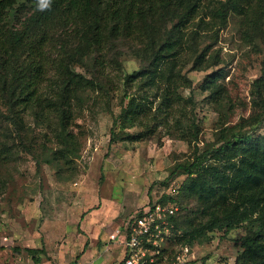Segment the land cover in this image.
I'll return each mask as SVG.
<instances>
[{
    "label": "trees",
    "instance_id": "obj_1",
    "mask_svg": "<svg viewBox=\"0 0 264 264\" xmlns=\"http://www.w3.org/2000/svg\"><path fill=\"white\" fill-rule=\"evenodd\" d=\"M206 1L220 26L225 27L230 16L240 17L251 24L243 33L247 42L258 39L264 0H52L44 11L38 9L37 0H0V168L18 148L58 175L73 171L81 149L80 137L73 131L75 119L88 104L89 94L95 95L89 100L97 98L110 110L116 83L106 69L120 66L123 54L140 61L137 70L120 79L116 75L125 89L136 87L135 94L139 88L154 86L163 60L173 62L184 51L190 70L208 69L212 64L203 61L205 49L199 50V33L183 31ZM30 8L34 11L27 15ZM78 65L86 68L84 73L75 70ZM174 67L166 79L173 92L163 89L153 116L167 107L170 94L171 100H178L179 90L191 87L187 73ZM221 77L220 70L205 76L202 89L210 92L209 98L221 96L216 83ZM134 92L125 105L127 92L121 97L111 143L143 136L122 132L138 124L132 114L141 102ZM252 92L253 106L260 113L222 127L212 143L196 147L191 159L175 164L163 182L180 175L185 178L177 194L160 198L162 203L170 200L178 205L172 221L180 231L181 245L192 247L209 241L214 231L227 235L243 228L241 252L234 264H264V134L251 135L264 120V53ZM116 126L122 130L116 131ZM245 126L251 129L246 131ZM34 127L46 131L35 134ZM193 134L196 137L197 131ZM39 138L53 146L42 144L37 151L34 144ZM25 251L35 264L39 259L34 256L45 252L43 248Z\"/></svg>",
    "mask_w": 264,
    "mask_h": 264
},
{
    "label": "rangeland",
    "instance_id": "obj_2",
    "mask_svg": "<svg viewBox=\"0 0 264 264\" xmlns=\"http://www.w3.org/2000/svg\"><path fill=\"white\" fill-rule=\"evenodd\" d=\"M203 3L183 31L189 33L193 29L199 33V50L205 49L203 61L212 64L208 69L190 70L191 64L186 60L189 55L184 51L173 62L163 60L154 86L139 88L135 94L136 87L125 89L119 79L137 70L140 61L130 53L123 54L119 57L120 66L109 65L106 69L108 77L116 83L108 105L110 110L97 98L95 102L89 100L95 96L89 94L88 104L75 119L73 131L80 137L81 149L79 158L74 160L73 171L58 175L48 165L36 164L28 153L13 149L10 162L0 168V264H35L26 248L45 250L34 256L39 259L38 264H77L78 257L82 259L80 264H120L121 253L115 250V243H119L109 241V233L105 235V242L110 257L102 259V251H98L102 245L97 243L96 248H86L81 254L86 242L79 238L81 213L91 212V220H94L100 204L99 210L110 204L112 219L104 230L120 227L149 202L159 200L180 186L184 175L163 182L175 164L191 159L196 147L200 149L212 143L222 127L240 124L260 113L253 106L252 90L261 73L264 22L258 39L247 42L243 33L251 26L249 21L230 16L226 26H220L210 14L208 1ZM33 11L30 8L27 15ZM171 66L186 72L191 80L190 88L179 90L181 98L178 100L169 98L173 91L166 79ZM75 70L84 73L86 68L78 65ZM217 70L222 73L216 82L221 87V96L214 100L209 98V91H203L202 85L205 76ZM165 88L171 93L166 100L167 107L153 116ZM126 92L128 98L124 105L134 92L141 106L132 114L137 126L122 132L143 136L140 140L111 143L113 120L120 113L121 97ZM153 92L156 97L152 96ZM192 122L198 128L196 137ZM249 127L244 129L249 131ZM115 129L122 130L119 126ZM33 130L35 134L46 131L37 127ZM261 134H264V120L251 133L252 136ZM42 144L53 146L39 138L34 148L39 151ZM244 234L243 228L227 235L219 231L210 233L209 241L191 247L196 259L190 264H234L241 252L240 238Z\"/></svg>",
    "mask_w": 264,
    "mask_h": 264
},
{
    "label": "built area",
    "instance_id": "obj_3",
    "mask_svg": "<svg viewBox=\"0 0 264 264\" xmlns=\"http://www.w3.org/2000/svg\"><path fill=\"white\" fill-rule=\"evenodd\" d=\"M178 188L165 195L174 196ZM177 210L176 202L168 200L162 203L159 199L149 202L129 217L111 235V240L124 246L120 264H190L195 260L191 247L178 243L180 231L172 221Z\"/></svg>",
    "mask_w": 264,
    "mask_h": 264
},
{
    "label": "crops",
    "instance_id": "obj_4",
    "mask_svg": "<svg viewBox=\"0 0 264 264\" xmlns=\"http://www.w3.org/2000/svg\"><path fill=\"white\" fill-rule=\"evenodd\" d=\"M101 200H103V202H104L103 198ZM97 202H98V200H97ZM99 203H97V205ZM109 205L107 207H103L101 210H99L102 206V204H100V206L96 209L97 210V214H96L97 218L94 220H91V217H92L91 212L87 211V213H85V212L81 213V219H80L81 221L79 220L80 222H79L78 228L81 230L82 233L80 234L81 236L79 238L84 242L86 241L84 243V248H83L81 254H83L85 252L86 248H91V247L96 248L97 247L96 243H97V245L98 244L102 245V248L98 249V251H102V254H101L102 257L104 256L102 259H104V258L107 259L108 257H110V249H109L108 245H106L107 243L105 242V239L107 238V237H105V235L107 233H109L107 239L109 241H114V242L119 243V245H116V243H115V246H116L115 250H118V252L121 253V257L119 259L121 261V259L124 256V246L119 241L111 240V235L115 234L116 230L119 227H117L116 229H111V230L105 229L104 230V226L106 224L110 223L111 219H112L111 215H109L110 214L109 207L111 206V205L110 206ZM86 210L87 209H85L84 211H86ZM101 213H103V214H101ZM96 216H94V217H96ZM99 216L102 218H99ZM81 254H79V256ZM105 254H108V256H105ZM78 259H77V264H80V261L82 259H80L79 257H78ZM110 260H111V258H110Z\"/></svg>",
    "mask_w": 264,
    "mask_h": 264
},
{
    "label": "clouds",
    "instance_id": "obj_5",
    "mask_svg": "<svg viewBox=\"0 0 264 264\" xmlns=\"http://www.w3.org/2000/svg\"><path fill=\"white\" fill-rule=\"evenodd\" d=\"M52 0H37L38 9L44 11L50 8Z\"/></svg>",
    "mask_w": 264,
    "mask_h": 264
}]
</instances>
